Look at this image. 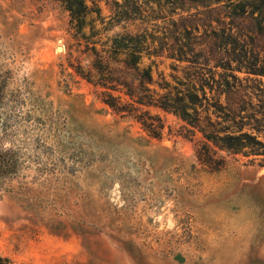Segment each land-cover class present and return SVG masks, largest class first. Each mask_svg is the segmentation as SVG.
I'll return each instance as SVG.
<instances>
[{"label": "rangeland", "instance_id": "1", "mask_svg": "<svg viewBox=\"0 0 264 264\" xmlns=\"http://www.w3.org/2000/svg\"><path fill=\"white\" fill-rule=\"evenodd\" d=\"M113 1L84 0L105 21ZM70 19L63 0H0V256L264 264V156L219 151L173 113L150 110L162 122L154 136L111 109L67 66ZM91 24L101 27L93 11L86 34ZM143 64L158 81L181 77L170 59ZM204 144L224 156L219 168L198 159Z\"/></svg>", "mask_w": 264, "mask_h": 264}, {"label": "trees", "instance_id": "2", "mask_svg": "<svg viewBox=\"0 0 264 264\" xmlns=\"http://www.w3.org/2000/svg\"><path fill=\"white\" fill-rule=\"evenodd\" d=\"M63 1L77 36L67 66L102 87L111 109L154 136L162 122L150 110L173 113L219 151L264 156V0L113 1L107 21L98 6ZM92 11L101 27L86 34ZM152 56L172 60L175 84L154 78L143 64ZM198 159L212 169L225 162L207 144Z\"/></svg>", "mask_w": 264, "mask_h": 264}]
</instances>
